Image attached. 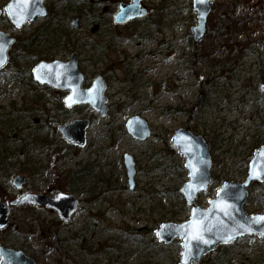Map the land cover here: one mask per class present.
<instances>
[{
	"label": "rangeland",
	"instance_id": "1",
	"mask_svg": "<svg viewBox=\"0 0 264 264\" xmlns=\"http://www.w3.org/2000/svg\"><path fill=\"white\" fill-rule=\"evenodd\" d=\"M8 1L0 0V8ZM129 3L46 0L49 15L20 29L0 18V30L19 39L0 72V200L10 208L0 246L36 264H178L181 240L164 244L155 235L161 223L190 215L180 194L188 179L184 157L171 147L174 131L188 127L208 143L213 181L196 198L203 208L223 182L246 178L254 149L264 143V0H213L197 43L189 31L195 24L191 0H141L145 16L113 24L119 7ZM77 15L74 30L69 23ZM48 23L65 27L70 42L51 46L39 33ZM72 51L80 55L82 87L97 75L106 81L108 116L89 104L66 109V90L32 79L38 61H66ZM134 115L148 123L144 140L125 127ZM84 118L90 126L78 147L59 125ZM124 154L135 163L132 190ZM17 174L26 177L20 189L12 184ZM56 191L80 201L68 224L50 207L9 206L27 193ZM248 191L246 213L264 212V183L253 182ZM197 264H264V239L218 245Z\"/></svg>",
	"mask_w": 264,
	"mask_h": 264
},
{
	"label": "water",
	"instance_id": "2",
	"mask_svg": "<svg viewBox=\"0 0 264 264\" xmlns=\"http://www.w3.org/2000/svg\"><path fill=\"white\" fill-rule=\"evenodd\" d=\"M46 0H9L4 6L7 20L16 28H21L27 22L37 18H46L48 11ZM213 0H191L195 12V24L189 27L193 43H197L207 29V17L211 11ZM11 6V7H10ZM147 10L141 7V0H131V3L121 6L113 16L115 24L126 23L129 20L146 15ZM1 15V9H0ZM79 17L70 21L72 28H77ZM15 38L0 30V70L9 60L8 51ZM78 52L72 51L68 60H40L31 69L32 79L39 85H46L58 90H67L63 105L70 109L80 104H89L100 116H108V98L105 95L106 82L97 75L90 87H82L84 74L79 68ZM264 91V84L260 85ZM90 125L87 118L76 119L72 123L59 125L64 139L73 145L83 147L86 144V131ZM125 127L138 140H144L150 135V128L145 119L138 115L130 117ZM171 147L184 157V166L188 179L182 184L180 194L190 207L189 217L182 222H164L155 231L159 242L170 244L175 239L181 240L180 259L178 264H197L208 252L220 244L230 243L238 238L256 235L264 239V221L256 218L264 217V212L247 214L245 203L249 185L264 182V143L253 151V156L247 167V175L243 181H225L216 190L215 198L208 199V206L203 208L196 203L197 196L206 192L213 181L212 157L208 143L200 134H195L186 127H179L171 137ZM123 164L127 176L128 188L135 186V163L129 154L123 155ZM25 183L24 175H16L12 184L21 188ZM36 204L46 205L55 209L63 223H69L76 212L79 201L73 194L59 192L55 197L44 194L27 193L13 199L12 205ZM9 208L0 200V229L8 223ZM2 264H36V262L20 250L0 246Z\"/></svg>",
	"mask_w": 264,
	"mask_h": 264
},
{
	"label": "trees",
	"instance_id": "3",
	"mask_svg": "<svg viewBox=\"0 0 264 264\" xmlns=\"http://www.w3.org/2000/svg\"><path fill=\"white\" fill-rule=\"evenodd\" d=\"M50 10H51V8H50ZM42 32L44 33V35L42 37H45L46 39H48L46 41H52V45L51 46L57 45L58 42H60L61 39L63 40L64 44H68L70 42V38H69V34H68L69 31L65 27H61V29H60L58 27L57 28L53 27L52 24L48 23V24L43 25L40 28L39 33L41 34ZM37 35H38V37L41 38V35H39V34H37ZM30 39H32V37H30ZM18 42H19V39L16 38L15 49L18 48ZM81 173H82V171L77 172L76 174L78 175V174H81Z\"/></svg>",
	"mask_w": 264,
	"mask_h": 264
},
{
	"label": "flooded vegetation",
	"instance_id": "4",
	"mask_svg": "<svg viewBox=\"0 0 264 264\" xmlns=\"http://www.w3.org/2000/svg\"><path fill=\"white\" fill-rule=\"evenodd\" d=\"M79 54V53H78ZM80 56V55H79ZM169 84H168V87H170L171 86V83L170 82H168ZM264 84V83H263ZM107 85V84H106ZM260 85H262V84H260ZM260 85H259V91H260ZM260 92H263V91H260ZM201 96V95H200ZM201 98V97H200ZM188 125V124H187ZM183 127H185V126H183ZM186 128H188V127H186ZM189 129V128H188ZM59 192H62V191H56L54 194H49V193H43V192H41V193H34V194H44V195H46V196H49V197H55ZM65 193V192H64ZM71 194V193H70ZM79 203H80V201H79ZM46 205H43V207H45ZM46 207H48V206H46ZM78 207H79V205H78ZM60 217V216H59Z\"/></svg>",
	"mask_w": 264,
	"mask_h": 264
},
{
	"label": "snow or ice",
	"instance_id": "5",
	"mask_svg": "<svg viewBox=\"0 0 264 264\" xmlns=\"http://www.w3.org/2000/svg\"><path fill=\"white\" fill-rule=\"evenodd\" d=\"M11 7V6H10ZM0 51H2V48H0ZM257 221H264V217H258L256 218Z\"/></svg>",
	"mask_w": 264,
	"mask_h": 264
}]
</instances>
